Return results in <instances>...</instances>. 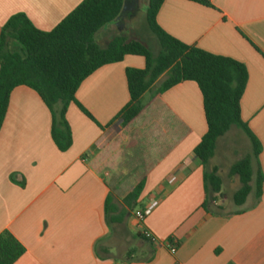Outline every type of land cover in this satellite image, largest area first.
<instances>
[{"label":"crops","instance_id":"1","mask_svg":"<svg viewBox=\"0 0 264 264\" xmlns=\"http://www.w3.org/2000/svg\"><path fill=\"white\" fill-rule=\"evenodd\" d=\"M81 1L0 0V28L22 13L49 31ZM208 1L211 6L164 0L155 22L189 46L245 65L240 116L260 145V199L251 193L220 215L203 208L204 172L216 166L219 173V166L208 162L205 167L193 153L206 132L202 96L193 81L158 93L161 76L140 98L144 113L123 131L117 115L130 99L125 69L144 67L142 57L126 55L96 69L77 88L66 111L72 143L65 151L51 138V114L39 95L24 85L11 91L0 128V233L8 230L25 248L13 264H264V0ZM113 24L118 25L103 29ZM233 127L228 139L238 147L248 140L250 152L249 135ZM123 133L135 137L134 147L145 135L153 159L138 199L137 209L147 213L141 224L130 213L132 231L125 228L126 217L109 224L104 211L112 189L103 150ZM226 133L217 139L213 157ZM225 189L222 183L220 194H208L212 204L223 206ZM143 229L157 242L145 239ZM120 242L132 243L124 259L111 251Z\"/></svg>","mask_w":264,"mask_h":264},{"label":"trees","instance_id":"2","mask_svg":"<svg viewBox=\"0 0 264 264\" xmlns=\"http://www.w3.org/2000/svg\"><path fill=\"white\" fill-rule=\"evenodd\" d=\"M125 0H82L53 29L43 31L22 13L8 18L0 28V128L11 91L20 85L34 90L51 114V138L60 151L72 143L71 130L66 119L70 102L81 82L99 67L121 61L126 55L140 56L143 68L127 67L125 77L129 102L117 117L123 131H129L144 113L140 98L155 82L164 76L157 92L161 93L182 82L193 81L202 96L206 132L193 153L207 166L215 153L216 141L231 126H239L251 139V151L230 167L237 175L239 187L232 194L235 206L242 205L253 193L258 201L262 194L263 174L258 161L260 145L241 121L240 99L247 82V69L237 60L189 46L165 33L155 22V16L164 0H147L146 22L156 36L158 50L126 34H114L104 45L95 33L116 22ZM211 6L208 0H189ZM82 109V108H81ZM84 113L91 115L84 109ZM212 167L203 178L205 194L203 208L215 215L223 214L222 207L212 204L208 194H220L222 179ZM146 174L122 197L121 208L112 194L105 200V218L109 224L121 222L141 206L138 199L145 184ZM14 180V178L12 177ZM24 186V181H19ZM233 213V212H229ZM25 252L24 246L8 231L0 233V264H13Z\"/></svg>","mask_w":264,"mask_h":264},{"label":"rangeland","instance_id":"3","mask_svg":"<svg viewBox=\"0 0 264 264\" xmlns=\"http://www.w3.org/2000/svg\"><path fill=\"white\" fill-rule=\"evenodd\" d=\"M146 9L147 0H138L134 9L128 12L118 25L113 24L110 26V29H103L104 27H102L98 30L94 35L95 40L99 44L104 45L114 34H126L129 37L145 42L153 52H156L159 48L158 41L147 26ZM232 128L234 127L231 126V129ZM229 132L223 137V141L219 143L216 155L209 161L210 164H217L219 166L218 174L222 179L223 186H226L223 192L222 212L231 211L236 207L232 201V194L240 185L237 175L229 174L230 167L234 162L249 152L248 140H246V145L238 147L237 143L234 145L233 141L228 139L230 138L229 136L227 137ZM134 138L129 133H123L113 147L107 146V148L103 150L102 166L105 170L107 169L111 172L110 175L106 176V180L112 189L113 201L116 202L119 208H121L122 197L135 185L139 178L145 174L148 169V164L151 161L153 162L151 158L152 154L149 152L150 145L144 143L146 139L145 135L139 139L138 144L136 142L135 147L131 145V140ZM151 139L153 142L154 138L151 137ZM251 195L250 193V196ZM131 218V216L125 218L124 225L127 229H131ZM130 247H132L131 242H120L116 244V246H113L111 251L116 259H124Z\"/></svg>","mask_w":264,"mask_h":264},{"label":"built area","instance_id":"4","mask_svg":"<svg viewBox=\"0 0 264 264\" xmlns=\"http://www.w3.org/2000/svg\"><path fill=\"white\" fill-rule=\"evenodd\" d=\"M146 213H147L146 209H135L133 211V216H134L137 224H141L143 222V219H144ZM141 234L148 241H150L152 243L157 242V238L151 232L143 229V230H141ZM170 251L171 252L174 251L173 246L171 247Z\"/></svg>","mask_w":264,"mask_h":264},{"label":"flooded vegetation","instance_id":"5","mask_svg":"<svg viewBox=\"0 0 264 264\" xmlns=\"http://www.w3.org/2000/svg\"><path fill=\"white\" fill-rule=\"evenodd\" d=\"M138 0H127V5L125 10L122 12V14L120 15L118 20H122L123 17L128 13V9H133L131 7V5L136 6L137 5ZM117 20V24H119V21ZM116 23V22H115Z\"/></svg>","mask_w":264,"mask_h":264},{"label":"water","instance_id":"6","mask_svg":"<svg viewBox=\"0 0 264 264\" xmlns=\"http://www.w3.org/2000/svg\"><path fill=\"white\" fill-rule=\"evenodd\" d=\"M126 5H127V0H125L124 1V3H123V6H122V9H121V13H120V15L122 14V12L125 10V8H126ZM119 17L120 16H118V18L117 19H119Z\"/></svg>","mask_w":264,"mask_h":264}]
</instances>
